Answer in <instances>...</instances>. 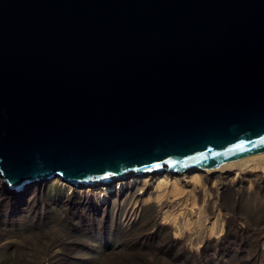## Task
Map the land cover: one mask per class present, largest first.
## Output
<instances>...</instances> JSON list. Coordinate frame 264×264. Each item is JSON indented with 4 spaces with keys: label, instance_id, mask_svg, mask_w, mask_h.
Listing matches in <instances>:
<instances>
[{
    "label": "water",
    "instance_id": "95a60500",
    "mask_svg": "<svg viewBox=\"0 0 264 264\" xmlns=\"http://www.w3.org/2000/svg\"><path fill=\"white\" fill-rule=\"evenodd\" d=\"M264 155V0H0L7 186Z\"/></svg>",
    "mask_w": 264,
    "mask_h": 264
},
{
    "label": "bare ground",
    "instance_id": "6f19581e",
    "mask_svg": "<svg viewBox=\"0 0 264 264\" xmlns=\"http://www.w3.org/2000/svg\"><path fill=\"white\" fill-rule=\"evenodd\" d=\"M51 179L49 185L53 188L58 184V194L46 195L40 183L43 180L25 184L20 191H15L5 184L0 175V226L16 220L26 222L30 215L37 216L38 220L42 216L46 218V223L55 218L59 222L55 225L62 224V228L56 227L58 238L53 236L47 245V250L49 247L55 249L45 253V257L42 256L38 261L35 259V264H55L57 261L51 258L60 253L77 259H90L88 252H96V249L85 241V235L80 234L84 229L121 237L136 250L148 245V254L155 250L158 253L183 256L184 259L192 256L197 259L208 252L216 255L231 245V250L239 252L238 249L244 243L247 247L251 246L257 255H263L264 264V206L256 210L260 217L254 218L257 220L254 227L238 215L240 206L252 201L248 207H259V203L253 204L256 202L254 200L264 198V155L181 172L163 170L129 174L105 183L74 185L61 177L54 176ZM35 198L43 203L41 206L45 207L44 210H39ZM4 229L0 227V234H3ZM244 232L246 235L243 238L241 234ZM75 247L85 248V257L81 253L80 256L76 255V251L73 253ZM250 259H253L252 255ZM217 260L221 264L225 262L218 257Z\"/></svg>",
    "mask_w": 264,
    "mask_h": 264
},
{
    "label": "rangeland",
    "instance_id": "374dc122",
    "mask_svg": "<svg viewBox=\"0 0 264 264\" xmlns=\"http://www.w3.org/2000/svg\"><path fill=\"white\" fill-rule=\"evenodd\" d=\"M56 178H59V176H57ZM40 183L43 184V188H44L45 194L47 193L46 195L54 194L56 192L58 194V191H57V190H59V188H57L58 184L55 185L53 188H51L52 186L50 187V185H49V184L52 183V179L43 180ZM18 191H20V190H18ZM259 198H261V197H259ZM36 199L37 198H35V200ZM263 200H264V198H263ZM263 200H261V199L254 200L256 202L253 203V204L257 205L259 203L258 204L259 207H257V206L248 207L249 205L252 204V201H250V203H248V205H247V203H245L244 205L240 206V209H239L240 212L238 211V215L242 218V220L246 219L247 222L250 224V226L253 225L252 227H254L256 225L255 223L257 221L255 219L260 217L258 215L257 211L260 209V207L264 206V203H263L264 201ZM42 204L43 203L40 200L37 199L36 205L40 207L39 210H41V211L44 210V208H45V207L41 206ZM247 207H248V209H247ZM251 208H255V209L251 210ZM28 217L26 219V222L25 221L21 222L20 220H16L14 223H10L8 225L3 224V225L0 226L1 228H3V227L5 228L3 234H0V236L2 235L0 237V264H35L36 260L38 261V259H42V258L45 257V256H43V255H45V253H50V250L55 249V247L54 248L53 247H49L48 250H47V245L50 243V240H51V238L53 236H54L53 238H55V239L58 238V237H56L57 236V234H56L57 228L56 227H61L62 224H59L60 226L55 225V223L58 222L57 220L56 221L54 220L55 218L53 219L52 222L46 223L44 221V220H46V218H44L42 216H40L41 219L39 218V220H38L37 216L35 217V216L30 215V217L29 218ZM244 217H246V218H244ZM34 226H35V228H34ZM30 227L31 228L33 227L34 229L33 228L31 229ZM44 231H46V232L44 233ZM49 233H51V234H49ZM59 233H61V232L59 231ZM81 233H82V236L85 235L83 238H86L85 241L88 242L89 246H90V244L92 246H94V250L96 249L95 250L96 252L93 251L92 253H94V254L88 252L87 256L89 258V255H91L90 259H84V258L77 259V258L72 257L71 255H62L59 252L60 254H58L56 257L53 256L54 258H51L52 260L55 259L57 261V262L55 261L56 262L55 264H66V263L67 264H102V263L103 264L104 263L105 264H110L112 262H113L112 264H126V263L127 264H137V263H140V262H143V264L145 262H146V264H155V263L156 264H161V263L162 264H176L177 262H178V264H189L190 260H191L190 264H207V263L208 264H215V263L216 264H221L222 262L217 260V257H218V259L221 258L223 261H225L224 264H240V262H241V264H245V262H246V264H251V263H253V264H263L262 263L263 262V260H262L263 259V257H262L263 255L262 256L261 255H257V252H255V250L251 246H249V247H250V249L251 248L252 249L249 250V247H247L246 244H245L246 245L245 246L244 243H243L244 249H243V247H240V249H238L239 252H235V249L231 250V247H232V245H231L229 248H225V250H221V251L215 253L216 255H214L213 252L212 253L208 252L206 254H203V255L197 257V259L194 256L188 257V258L185 257V259H184L183 256L178 257V256H174L173 254L168 255V254L163 253V252H159L158 253V251H155V250H153V252H150V254H148L149 253L147 251V246L148 245H144V247L139 249L140 252H138L139 250L133 249L132 246H130L129 243L127 241L123 240L121 237H113L112 235H107L106 232L102 235L98 231L97 232H95V231L92 232V231H90L88 229H84V230H82L80 232V234ZM241 235H242L241 237L244 238L246 234L244 232V234H241ZM49 236H50V238H49ZM120 238L122 240H120ZM89 242H91V243H89ZM101 245H103V246H101ZM43 247H45V248H43ZM246 247H247V249H246ZM135 250H136V252H135ZM75 251H76V255H78V256H80V255L84 256L85 255L84 251L87 253V250L85 248L81 249V248L75 247L74 250H73V253ZM125 251H127V252H125ZM130 251H133L135 253H131ZM223 251H225V252H223ZM250 251H251L252 254L251 253L247 254ZM151 253H152V256H151ZM137 254H138V256H137ZM212 254H213V256H211ZM108 255L110 257H108ZM155 255H156V257H155ZM245 255H247V256H245ZM251 255L253 256V259H250ZM208 256H209V258H208ZM210 256H211V258H210ZM113 257H114V259H113ZM198 258L200 260H198ZM203 258H205V259H203ZM71 259H73V260H71ZM121 259L124 260L126 263L124 261L122 262ZM159 259H161V260H159ZM233 259H234V261H233ZM150 260H152V261H150ZM260 260H261V263H259Z\"/></svg>",
    "mask_w": 264,
    "mask_h": 264
}]
</instances>
